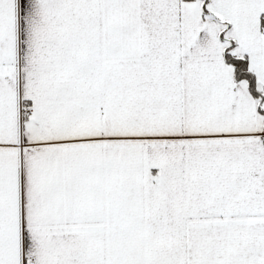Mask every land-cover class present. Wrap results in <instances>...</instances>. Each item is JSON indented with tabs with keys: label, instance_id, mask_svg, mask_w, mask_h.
Returning <instances> with one entry per match:
<instances>
[{
	"label": "snow or ice",
	"instance_id": "6c2138e0",
	"mask_svg": "<svg viewBox=\"0 0 264 264\" xmlns=\"http://www.w3.org/2000/svg\"><path fill=\"white\" fill-rule=\"evenodd\" d=\"M0 264H264V0H0Z\"/></svg>",
	"mask_w": 264,
	"mask_h": 264
}]
</instances>
